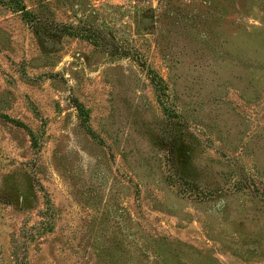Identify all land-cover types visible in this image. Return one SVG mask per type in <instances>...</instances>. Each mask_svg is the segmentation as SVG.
I'll use <instances>...</instances> for the list:
<instances>
[{"label":"rangeland","instance_id":"obj_1","mask_svg":"<svg viewBox=\"0 0 264 264\" xmlns=\"http://www.w3.org/2000/svg\"><path fill=\"white\" fill-rule=\"evenodd\" d=\"M0 264H264V0H0Z\"/></svg>","mask_w":264,"mask_h":264}]
</instances>
